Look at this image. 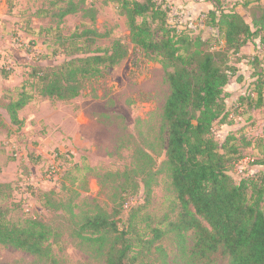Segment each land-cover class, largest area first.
<instances>
[{"label": "rangeland", "instance_id": "374dc122", "mask_svg": "<svg viewBox=\"0 0 264 264\" xmlns=\"http://www.w3.org/2000/svg\"><path fill=\"white\" fill-rule=\"evenodd\" d=\"M166 1L171 19L188 25L191 37L199 35L219 44L212 28L200 20L215 0ZM72 2L76 11L60 17L57 13L67 1L0 0V184L6 185L0 207L13 223L36 217L56 233L51 241L54 262L0 244V264H105L103 254L74 236L85 213L97 205L107 212L117 211V227L122 229L133 207L137 226L143 229L147 223L175 220L180 211L164 165L166 131L161 114L170 90L162 65L130 42L126 19L114 0ZM219 5L234 8L250 22L258 12L256 6L264 9V0H219ZM115 39L128 46V55L86 79L77 97L58 100L38 94L34 66L54 67L85 56L86 51H105ZM23 89L33 97L18 111L22 120L18 126L5 106ZM233 100L226 101L230 110ZM241 112L233 116L231 129L243 153L231 169L236 180L248 169L264 170L258 162L264 159V105ZM226 128L217 126L219 144L231 131ZM241 138L250 144L244 146ZM139 149L155 159L157 173L147 196L138 176L124 182V177L108 174L129 171ZM69 202L75 216L67 212ZM195 238L194 230L188 229L180 246L174 234L167 233L158 241L165 261L159 252L143 259L147 264H228L219 253L190 254Z\"/></svg>", "mask_w": 264, "mask_h": 264}, {"label": "trees", "instance_id": "16d2710c", "mask_svg": "<svg viewBox=\"0 0 264 264\" xmlns=\"http://www.w3.org/2000/svg\"><path fill=\"white\" fill-rule=\"evenodd\" d=\"M64 1L67 6L58 11L60 17L77 8L72 0ZM114 1L126 19L130 42L164 70L170 90L161 114L166 131L164 165L180 211L175 220L162 219L139 229L131 207L125 226L118 229V212H107L97 205L79 220L74 236L103 254L105 264H147L143 258L152 252H159L165 261L166 253L158 244L165 234L173 233L183 246L185 231L193 229V256L219 253L228 264H264V170L236 180L231 169L243 158L240 145L234 142L236 132H228L221 144L215 137L217 126L234 124L236 111L247 113L264 105V52L260 58L254 57L257 70L252 73L253 80L232 102L231 110L225 100L227 83L233 77L241 80L232 58L255 39L264 46V9L256 6L258 12L247 22L234 8L223 9L215 0L200 16L202 24H208L216 35L219 44H214L210 38L191 37L188 25L174 22L166 0ZM128 52V46L115 39L105 51H86L85 56L54 67L34 66L38 94L58 100L77 97L86 79L116 65ZM32 97L23 89L5 106L12 123L21 125L18 111ZM240 140L244 146L251 142ZM258 162L264 164V159ZM154 164V157L139 149L129 171L108 174L124 177V182L138 176L147 196L157 173ZM5 186L0 184V196ZM70 203L67 212L75 216ZM55 234L51 225L36 217L13 223L0 207L2 245L54 262L51 241Z\"/></svg>", "mask_w": 264, "mask_h": 264}, {"label": "crops", "instance_id": "0c3cea01", "mask_svg": "<svg viewBox=\"0 0 264 264\" xmlns=\"http://www.w3.org/2000/svg\"><path fill=\"white\" fill-rule=\"evenodd\" d=\"M210 5V4H209ZM208 5V8H209ZM264 52V46L260 45L259 40L255 39L253 42L247 43L242 47L241 51L236 55L235 65L238 68V75H240L241 80H237L233 77L226 85L225 91L229 94L227 99H236L238 95L242 94L248 87L249 83L253 80L251 71L255 70V56L260 58L261 54ZM241 86V87H237ZM238 88V89H237ZM234 90V91H232ZM233 100V101H234ZM226 130H231L234 125H226Z\"/></svg>", "mask_w": 264, "mask_h": 264}, {"label": "built area", "instance_id": "2783aa9c", "mask_svg": "<svg viewBox=\"0 0 264 264\" xmlns=\"http://www.w3.org/2000/svg\"><path fill=\"white\" fill-rule=\"evenodd\" d=\"M253 174V169H248L246 175L244 176H248V175H252Z\"/></svg>", "mask_w": 264, "mask_h": 264}]
</instances>
